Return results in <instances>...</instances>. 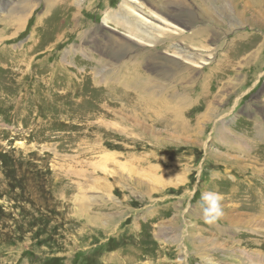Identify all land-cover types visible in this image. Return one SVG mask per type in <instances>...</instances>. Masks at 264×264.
Returning a JSON list of instances; mask_svg holds the SVG:
<instances>
[{"label": "rangeland", "instance_id": "374dc122", "mask_svg": "<svg viewBox=\"0 0 264 264\" xmlns=\"http://www.w3.org/2000/svg\"><path fill=\"white\" fill-rule=\"evenodd\" d=\"M49 2L0 0V264H264V0Z\"/></svg>", "mask_w": 264, "mask_h": 264}, {"label": "bare ground", "instance_id": "6f19581e", "mask_svg": "<svg viewBox=\"0 0 264 264\" xmlns=\"http://www.w3.org/2000/svg\"><path fill=\"white\" fill-rule=\"evenodd\" d=\"M50 2L49 3H51V2H53V0H49ZM57 1V0H56ZM54 6V5H53ZM63 6V5H62ZM27 9V8H26ZM39 45V44H38ZM23 62V61H22ZM24 63V62H23ZM139 66H140V62H135L134 64H132L129 68H128V70H127V72H128V75L131 77V78H125V83H127V85H123V86H127V87H129L130 88V90L131 91H134L135 92V94H136V97L134 96V97H131V98H134V103H138V104H144L145 102H144V98H148V94H146L145 92H144V86H142V83L144 82V80H146V78L145 77H141V75H140V73L138 72V68H139ZM139 69H141V68H139ZM23 72V71H22ZM115 79V78H114ZM216 79H218V78H216ZM122 81H124V80H122ZM205 84H203L204 86H202L201 87V90H199V92H198V95H199V97H202V99H201V102H200V104L198 105V106H196V107H194V108H192L190 111H188L187 112V116H189V118H190V122H191V126H192V124L193 123H196V125H197V123H199L198 121L200 120V119H207V116L208 115H210V114H212L211 113V111H207V88H206V86H207V79L205 80V82H204ZM119 85V84H118ZM213 88H215L216 87V85L215 86H212ZM125 89V88H124ZM146 89V88H145ZM174 90V89H173ZM174 92V91H173ZM143 95H144V98H143ZM150 99H152L151 97H150ZM209 101V100H208ZM133 102V101H132ZM148 102V101H147ZM181 102V101H180ZM186 102V101H185ZM133 103V104H134ZM153 102H150V104H152ZM154 104V103H153ZM155 105V104H154ZM175 105V104H174ZM173 105V106H174ZM172 107V106H171ZM175 107V106H174ZM177 107V106H176ZM186 108V107H185ZM187 109V108H186ZM199 109H202L203 110V112H200L199 111ZM172 110V109H171ZM154 111V110H153ZM175 115V114H174ZM137 116V115H136ZM134 117V116H133ZM179 117H182V116H179ZM169 118V117H168ZM184 121H185V119H184ZM188 121V120H187ZM189 122V123H190ZM185 123H186V121H185ZM182 125V124H181ZM256 125H257V123H256ZM259 126V125H258ZM255 128V127H254ZM190 129H191V127H190ZM198 129V128H197ZM197 129H196V127H192V130H193V132H197ZM182 130H184V129H182ZM177 132V131H176ZM179 132V131H178ZM260 132H261V130H260ZM247 133V132H246ZM256 133V132H255ZM254 133V134H255ZM263 133H264V131H263ZM256 135H258V133H256ZM251 136H252V134H251ZM258 136H260V135H258ZM241 137V136H240ZM264 141V140H263ZM164 161V160H163ZM239 161V160H238ZM141 166V165H140ZM147 166V165H146ZM138 167V166H137ZM171 167V166H170ZM255 173V172H254Z\"/></svg>", "mask_w": 264, "mask_h": 264}, {"label": "clouds", "instance_id": "9594fccd", "mask_svg": "<svg viewBox=\"0 0 264 264\" xmlns=\"http://www.w3.org/2000/svg\"><path fill=\"white\" fill-rule=\"evenodd\" d=\"M223 197L215 191H206L201 194L199 206L202 210L203 220L206 224H215L222 216V201ZM206 264H212V258H205Z\"/></svg>", "mask_w": 264, "mask_h": 264}]
</instances>
